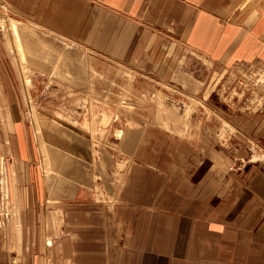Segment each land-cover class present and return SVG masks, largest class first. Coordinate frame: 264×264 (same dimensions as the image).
<instances>
[{"label":"crops","instance_id":"1","mask_svg":"<svg viewBox=\"0 0 264 264\" xmlns=\"http://www.w3.org/2000/svg\"><path fill=\"white\" fill-rule=\"evenodd\" d=\"M0 5L18 69L66 73L56 86L86 88L114 122L74 148L46 208L13 135L18 226L31 212L38 239L8 228L0 264L15 248L19 264H264V0Z\"/></svg>","mask_w":264,"mask_h":264},{"label":"rangeland","instance_id":"2","mask_svg":"<svg viewBox=\"0 0 264 264\" xmlns=\"http://www.w3.org/2000/svg\"><path fill=\"white\" fill-rule=\"evenodd\" d=\"M6 17V9L0 5V37L3 43L0 49L3 53L0 55V237L6 240L10 229L12 234H15V239H18V230L21 239L26 240L30 237L38 239L37 231L31 229L33 224L31 212L30 216L27 215L26 222L22 220V226H18L17 217H21L23 211L21 207L19 208V200L15 196L17 186L14 182L16 177H13L14 180L12 178L13 161L18 162L21 158L27 160L25 158H29L30 150L32 159L38 166L40 165L44 183L41 204L40 201L38 204L46 208L44 204L52 201L59 181L69 178L71 170L72 172L76 170V166L71 169L68 163L70 159L75 160L78 157L77 151H73L74 148L90 144V139L93 144H98L101 142L98 138L101 130L108 127L106 124L112 125L114 122L110 115L109 119L105 114V119L98 116L97 107L93 103L87 105L86 88L56 86V82L60 83L61 78H66V75H63L66 73L19 70V64L25 59L13 55V48L6 33L7 28L10 29L11 26L15 28L17 24L10 20L8 25L5 23ZM67 79L64 83H68ZM214 90L220 91L219 88L209 86L208 91L213 93ZM230 91L229 88H221L222 95H229ZM130 122L116 119V124L122 128L126 124L131 126ZM13 135L26 150L21 158L13 154L15 151L14 145L12 147ZM17 169L18 179L19 176H24L26 182V169L21 168V165ZM18 188L19 191L23 189L25 197L22 201L23 209L26 211L28 209L26 203H29L28 210H31L29 183ZM16 250L15 248L10 251V264H19Z\"/></svg>","mask_w":264,"mask_h":264},{"label":"bare ground","instance_id":"3","mask_svg":"<svg viewBox=\"0 0 264 264\" xmlns=\"http://www.w3.org/2000/svg\"><path fill=\"white\" fill-rule=\"evenodd\" d=\"M95 115V114H94ZM49 177V176H48Z\"/></svg>","mask_w":264,"mask_h":264}]
</instances>
